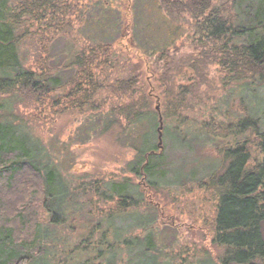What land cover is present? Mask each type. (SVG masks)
<instances>
[{
  "label": "trees",
  "instance_id": "trees-1",
  "mask_svg": "<svg viewBox=\"0 0 264 264\" xmlns=\"http://www.w3.org/2000/svg\"><path fill=\"white\" fill-rule=\"evenodd\" d=\"M88 1L0 0V264L42 259L49 227L63 226L70 221L68 213L82 207L80 194L58 168L40 162L49 152L20 116V104L88 113L100 134L114 131L131 141L134 156L122 169L125 175L90 181L87 190L94 198L82 201L95 206L101 216L97 221L113 231L124 233L129 222L130 234H101L93 257L83 253L84 245L82 251L73 248L77 256L88 262L110 255L113 264L124 252L132 253L129 262L138 259L136 264H264V118L258 115L264 88V0H245L254 10L250 18L239 9L244 0H136L120 20L127 22L120 35L134 43L139 39L134 31L140 33L143 25L142 30L159 34L153 37L155 47L138 45L136 63L129 45L120 48L123 56L111 41L76 45L74 21H82ZM116 23L113 18L110 25ZM169 32H186L185 41L159 43ZM59 40L69 43L63 60L52 63L50 46ZM29 45L31 63L24 55ZM202 87L223 93L214 100ZM195 112L207 118L191 116ZM159 116L162 138L165 134L190 155L164 186L159 182L163 172H157L162 161ZM166 186L180 193L198 191L210 204L206 226L215 255L206 251L195 261L160 263L162 250L150 226L157 225L160 211L155 201L172 203ZM100 203L108 206L101 209ZM88 216H76L86 234L91 233ZM100 222L93 230L101 229Z\"/></svg>",
  "mask_w": 264,
  "mask_h": 264
},
{
  "label": "rangeland",
  "instance_id": "rangeland-1",
  "mask_svg": "<svg viewBox=\"0 0 264 264\" xmlns=\"http://www.w3.org/2000/svg\"><path fill=\"white\" fill-rule=\"evenodd\" d=\"M97 1L101 3L94 4V2ZM135 1L136 0L88 1L84 8V13L81 16L82 21H74V26L77 27L74 29L75 31L72 38L75 40L77 39L76 45L82 46L84 42L111 41L115 53L122 56L123 52L120 51V48L129 45L132 50L130 56L132 57L135 55L132 57V61L134 63L138 62L137 56L141 54L138 45L143 47V42H148L144 47H155L153 37L159 36V34L158 31H156V33H150L145 30V32L142 30L143 27H145V25H143L140 29V33L138 29L134 31V33H136V38L137 34L139 35L138 41L136 40L134 42L135 44L130 43V39L127 36L123 37L120 35V27H126L127 25L126 19L122 22L124 14L132 5V2L134 3ZM251 5L252 3H248L245 0L239 3V9L247 14V18H250L254 13ZM113 18H118V23L110 25ZM120 20L122 21L120 22ZM185 38L186 32L178 34L169 32L164 34L165 42L159 41V43L179 45L181 42L185 41ZM68 39V41L71 42L75 41L71 38ZM68 43L69 42H65L64 40L52 42L50 46L52 63H60L63 60L62 58L65 56V47ZM31 47L32 46L29 45L25 49L24 55L27 57V63H31L33 59ZM141 69L144 71V77L147 78V68L143 60ZM202 89L204 91L206 90V93L212 95V97L214 96V100L218 99L220 96L219 93H223L222 91L216 90L212 94L209 93L211 91L210 88L205 89L202 87ZM203 90L201 91L203 92ZM260 98L262 100V113L258 115L263 119L264 88L261 89ZM17 109L20 116L32 127L33 132L40 136L42 144L49 152L48 155L41 157L40 162L42 165L47 162H51L55 165L60 171L62 178L70 182L72 189L75 188V192L80 194L77 200L82 204V207L79 208L81 209L80 211L68 213L67 220H70L69 222H65V224L60 227H49L48 233L46 232L47 238H43L44 250L46 249L47 254L33 264H82V262L85 264H113L110 255L102 260L95 259L87 262V258L84 256H77V254L74 253L75 251L72 250L75 248L82 251L81 245H84L85 251L83 253L86 254V256L93 257L95 249L93 248V245H95L94 241L99 235L107 232L111 237L113 234L119 233L122 236L124 234H130L129 222L126 224L124 233L117 230L113 231L112 228H108V224L105 222L102 223L97 221L96 218L100 215L97 214L95 206L90 205V203H82V201H84L83 198L92 197V194L87 190L89 187L87 184L90 183V181L97 178L110 179L125 175L122 169L134 156V151L130 147L131 141L129 142V138L127 139L124 136L122 138L120 137V139L117 138L114 131L100 134L96 119L89 116L88 113H56V110L48 107L35 109L28 104H20ZM191 116L197 119L207 118V114L198 112L191 113ZM161 144L160 156L162 161L160 166H158L157 172H163V176L160 178L159 182H161V186H164V183H172L181 161L186 158L189 159L190 155L185 148L172 142L165 134L163 135ZM142 181H144V179L140 180V182ZM164 188L171 190L168 194L172 197L170 199L172 203H159L158 200L155 201V205L160 211L156 219L157 225L150 226L152 231L156 234L155 238L157 240L155 246L162 250V254L159 258V261H161L160 263H166L167 261L177 263L180 258L195 261L201 258L202 252L204 253L206 251H210L212 256L215 255L217 251L211 243V232L206 226V223H208L210 219L208 217L210 216L212 208L210 204L203 201L202 193L198 191L180 193L178 189L176 190V188L171 186H166ZM59 205L63 206L62 201H58L57 203L58 211L61 209ZM107 206L108 205L103 203L99 204L101 209ZM88 212L90 216L87 217L86 227L91 233L86 234L88 233L87 231L84 233L80 232L79 219H77L76 216ZM143 213H145V211H143ZM99 222L101 229L93 230L96 229V223ZM121 224L122 221L119 218L115 219L116 226H120ZM135 231H139V228H135ZM83 234H85V236ZM142 234H145V231L142 232ZM50 241H53V243H50ZM149 249V252H151L153 247H149ZM131 257L132 253L124 252V254L122 253L121 257L117 259L116 264H136L137 262L135 263V261L138 259L129 262Z\"/></svg>",
  "mask_w": 264,
  "mask_h": 264
},
{
  "label": "water",
  "instance_id": "water-1",
  "mask_svg": "<svg viewBox=\"0 0 264 264\" xmlns=\"http://www.w3.org/2000/svg\"><path fill=\"white\" fill-rule=\"evenodd\" d=\"M156 109L159 111V105H156ZM162 128H163L162 117L159 116V126H158L157 131H158V146L160 148H162V145H161V143H162Z\"/></svg>",
  "mask_w": 264,
  "mask_h": 264
}]
</instances>
